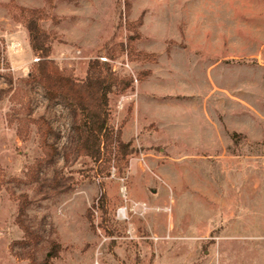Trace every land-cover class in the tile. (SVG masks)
Masks as SVG:
<instances>
[{"label":"rangeland","instance_id":"rangeland-1","mask_svg":"<svg viewBox=\"0 0 264 264\" xmlns=\"http://www.w3.org/2000/svg\"><path fill=\"white\" fill-rule=\"evenodd\" d=\"M21 8L45 11L66 72L100 58L135 80L110 94L109 123L138 151L105 179V214L70 108L29 79ZM23 194L38 241L17 222ZM0 264H264V0H0Z\"/></svg>","mask_w":264,"mask_h":264},{"label":"trees","instance_id":"trees-1","mask_svg":"<svg viewBox=\"0 0 264 264\" xmlns=\"http://www.w3.org/2000/svg\"><path fill=\"white\" fill-rule=\"evenodd\" d=\"M20 11L24 25L29 32L31 50L38 58L33 65L29 79L40 84L50 100L60 99L70 108L74 122L73 129L77 134L76 150L79 155L90 158L94 164L92 168L95 170L94 175L102 178L101 194L93 203L92 208L98 204L105 214L107 202L104 189L105 179L112 176L113 168L123 175L130 166V157L138 151L131 142L123 139L122 126L114 127L109 123L110 94L115 90L125 92L133 88L135 80L114 78L115 72L112 65L109 62H102L100 58L90 59L84 79H79L66 72L52 58V43L55 37L40 23L45 11L38 8H21ZM14 19L19 20L17 16ZM140 36L141 34L135 33L130 35L126 42H120L119 52L129 55L131 51L129 46ZM108 55L111 59L116 57L111 52ZM142 57L144 61H156L152 53H143ZM149 74L150 71L146 70L139 74L138 79L141 81ZM36 121L46 159L52 160L56 154V147L47 142V137L53 128L44 117ZM237 134L234 132L232 136ZM28 205V195H21L17 222L23 229L26 239L38 241V236L29 226L25 225L23 220ZM87 218L92 227H95L94 214L91 209L88 210ZM60 250L61 245L54 244L49 257H57Z\"/></svg>","mask_w":264,"mask_h":264},{"label":"built area","instance_id":"built-area-1","mask_svg":"<svg viewBox=\"0 0 264 264\" xmlns=\"http://www.w3.org/2000/svg\"><path fill=\"white\" fill-rule=\"evenodd\" d=\"M102 60H103V61H107V58L103 57Z\"/></svg>","mask_w":264,"mask_h":264}]
</instances>
